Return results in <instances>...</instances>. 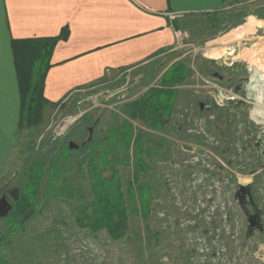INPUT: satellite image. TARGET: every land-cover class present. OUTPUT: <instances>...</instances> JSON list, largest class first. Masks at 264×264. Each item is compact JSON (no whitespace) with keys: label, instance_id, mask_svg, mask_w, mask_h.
<instances>
[{"label":"rangeland","instance_id":"rangeland-1","mask_svg":"<svg viewBox=\"0 0 264 264\" xmlns=\"http://www.w3.org/2000/svg\"><path fill=\"white\" fill-rule=\"evenodd\" d=\"M229 5L174 20L176 49L74 93L18 133L0 199L13 204L8 192L38 176L40 195L17 232L15 215L0 219L6 264H264V232L250 233L237 198L250 186L264 225V0ZM174 66L181 72L165 79ZM107 163L127 208L120 240L85 225L92 178Z\"/></svg>","mask_w":264,"mask_h":264},{"label":"crops","instance_id":"crops-1","mask_svg":"<svg viewBox=\"0 0 264 264\" xmlns=\"http://www.w3.org/2000/svg\"><path fill=\"white\" fill-rule=\"evenodd\" d=\"M231 0H0V174L18 135L20 93L13 40L54 38L44 95L61 103L143 67L179 45L174 20L230 8ZM261 27V26H260Z\"/></svg>","mask_w":264,"mask_h":264},{"label":"trees","instance_id":"trees-1","mask_svg":"<svg viewBox=\"0 0 264 264\" xmlns=\"http://www.w3.org/2000/svg\"><path fill=\"white\" fill-rule=\"evenodd\" d=\"M68 36L69 30L65 28L59 36L54 38L12 41V51L20 93V119L18 133L28 131L43 124L46 109L54 108L60 104L50 102L44 95V89L48 72L53 66L51 59L54 50L57 44L60 41L67 40ZM171 69L172 70H169L165 79L174 77V74L177 75V72H181L177 70L178 68H175V66ZM128 131L130 130L125 132L127 146L132 137V134ZM113 135L115 136L116 134L113 133ZM85 146L86 145L82 148ZM80 152L81 150L78 153ZM111 156H113V150H109L107 153L109 165H111V160L109 161V157ZM108 163L106 167L92 178V183L98 196L94 203H92L93 212L91 216L87 217V223L85 225H90L91 229L95 232L106 228L111 239L120 240L125 236L128 228L127 208L125 202L122 201L121 193H118L119 185L118 182H116L117 172H115L113 168H108ZM93 164H95V162H93ZM64 170V168L52 170L48 183L51 184L52 179H56L58 173H60V171L63 172ZM109 170H111L112 173L110 175H105ZM39 183V176L36 179L31 177L27 186H24V188L20 187V200L14 204V207L16 205L18 210H13L10 214L12 216L15 215L14 220L16 221V227L13 228L11 233L17 232L18 228L26 221H29L36 213L39 201L38 197L40 195ZM133 190L134 189L131 187L130 192H133ZM27 193H29V197H27ZM114 197L116 198V201H113ZM147 200L148 199L143 197L141 200L145 210L148 205ZM118 201L119 203L114 206ZM22 216L23 218L20 219ZM10 234L8 236H10ZM1 247L3 246L0 245V250ZM0 264L6 263L0 258Z\"/></svg>","mask_w":264,"mask_h":264},{"label":"water","instance_id":"water-1","mask_svg":"<svg viewBox=\"0 0 264 264\" xmlns=\"http://www.w3.org/2000/svg\"><path fill=\"white\" fill-rule=\"evenodd\" d=\"M90 134H92V129H90ZM80 146L74 142L69 143L70 150H78ZM9 197L12 199L13 204L8 200V197L5 195L0 199V219L7 218L10 216L14 210V204L19 202L21 191L19 188H13L8 192ZM237 198L240 202L241 207L243 208L245 214L248 217V229L250 233L254 230L259 232L264 231V225L262 223V214L263 212L259 209L256 202L254 201L251 187L250 186H240L239 191L237 192ZM247 203L252 206L253 212H248L246 210Z\"/></svg>","mask_w":264,"mask_h":264},{"label":"clouds","instance_id":"clouds-1","mask_svg":"<svg viewBox=\"0 0 264 264\" xmlns=\"http://www.w3.org/2000/svg\"><path fill=\"white\" fill-rule=\"evenodd\" d=\"M258 115L264 116V112H260V113H258ZM249 119L252 120V122L255 123V124H259L260 123V121L254 120L252 117H249Z\"/></svg>","mask_w":264,"mask_h":264},{"label":"flooded vegetation","instance_id":"flooded-vegetation-1","mask_svg":"<svg viewBox=\"0 0 264 264\" xmlns=\"http://www.w3.org/2000/svg\"><path fill=\"white\" fill-rule=\"evenodd\" d=\"M250 206V205H249ZM252 208V206H250ZM264 232V231H263ZM262 233V232H261Z\"/></svg>","mask_w":264,"mask_h":264}]
</instances>
